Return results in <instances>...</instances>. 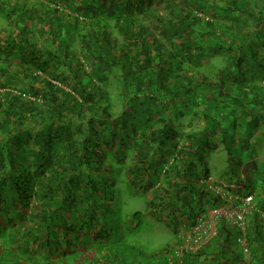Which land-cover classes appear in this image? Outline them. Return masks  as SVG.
I'll use <instances>...</instances> for the list:
<instances>
[{
	"label": "trees",
	"instance_id": "obj_1",
	"mask_svg": "<svg viewBox=\"0 0 264 264\" xmlns=\"http://www.w3.org/2000/svg\"><path fill=\"white\" fill-rule=\"evenodd\" d=\"M21 1L20 8L29 4ZM233 1L213 12L210 0H36L37 23L27 18L12 23L10 33L0 32V264H117L127 255L128 246H99L118 180L109 168L132 136L139 138L138 154L145 153L127 180L149 192V208L160 206L174 172L186 190L192 188L194 162L212 150L209 135H193L164 181L153 183L148 173L155 158L150 152L173 140V132L164 135L171 107L180 116L179 102L206 103L207 95L197 92L217 86L206 75L208 58L233 52L236 84L245 76L238 66L248 59L242 86L250 84L249 92L261 86L264 0ZM238 14L249 25L248 39L230 29ZM241 39L246 42L237 45ZM225 228L221 223L218 230ZM247 239L250 259L264 260L257 219ZM197 256H185L184 263L197 264L190 261Z\"/></svg>",
	"mask_w": 264,
	"mask_h": 264
},
{
	"label": "rangeland",
	"instance_id": "obj_2",
	"mask_svg": "<svg viewBox=\"0 0 264 264\" xmlns=\"http://www.w3.org/2000/svg\"><path fill=\"white\" fill-rule=\"evenodd\" d=\"M34 1L30 2L34 4L33 6L30 5V3H26L22 5V8H20L22 2L21 0H0V7L2 6V11L0 12V32L10 33L12 23L20 22V20H23L24 22L27 18H29L31 24L37 23L34 22V17L36 16L35 12L38 7H40V5L36 4ZM6 2H11V5L9 6ZM3 12L6 14L4 15ZM17 14L19 17H17ZM30 27L34 30L32 26ZM215 59V61L220 63V59ZM223 62H225L226 65V57ZM208 69L211 68H207L206 71H211ZM249 85L250 84H246L242 86L243 91L244 88L246 89L245 91H248L250 88ZM255 86L256 94L264 95V87H260L258 85ZM247 96H249L247 101H250L254 95L250 94L248 91ZM206 105L204 106L207 107ZM209 105L208 109L210 110L213 104L210 103ZM200 106V113H197L198 115H194V113H188L185 115L183 114L182 118L179 119V121H182V123L186 122L192 126L190 129H186L188 132L187 135H190V133H195V135L200 136H204V134L206 136L209 135V138L211 141H213L212 144L214 145L216 141V137L214 138L213 135L214 129L217 131L216 136L220 135L221 138L223 136L224 138H228L229 135H232L231 132L234 133V131L230 130V123L228 119L222 118L220 113L213 110L209 111L205 109L207 112H204V106ZM175 109L176 107H171V112H169L171 115L170 118H168L169 127L165 133L163 131L164 135H168V133L171 134L173 132V140H170V137L166 138L163 145L160 147L155 145L154 150L150 152V155L155 156V158L149 162L150 168L147 169L148 173L151 172L152 174L151 179H153V183H156L158 178L159 181L165 180V178L161 180V177H166V175H163L166 169H175V166L172 164L169 165V163L174 161L179 150L182 151V144L184 143L185 138L180 137L182 139L180 142L179 132H183V129L181 130L179 124L177 123L178 115L175 113ZM196 109H198L197 106ZM201 110L203 111L201 112ZM208 113L210 116L207 115ZM204 116L208 117L207 120ZM215 120L216 123L214 122ZM157 129L158 128L155 127L153 130L156 131ZM219 131H222L223 133L220 134ZM138 139L139 138L132 136L129 141L127 140L126 144L130 146L127 148L126 153L118 156V158L112 162V167L109 168V173L117 177L118 180L112 185L115 201L109 205L108 215L106 214L103 217L105 226L101 232V244L99 248L103 250V246L105 245L106 248H117V250H114L118 251L124 247V250L126 251L127 246H132L131 249L134 252L124 255L117 262V264H157L158 262H161L163 259H165L167 255L166 253H168L167 250L174 241L173 230H175L176 226L178 225L176 222L178 220L177 216H180L182 219H184V217L188 216V214L193 211L194 206L195 211L193 212H199L201 205L204 204V199L201 195V188L196 186L194 182L195 179L204 177L206 169H208L210 176H212L214 179L226 180L227 174H229L230 178H232L230 168L228 167L229 158H232V163L236 164V154L239 153V157H243L241 149L239 148L235 138L233 140L234 143L230 145L231 147H229V152L227 150L225 151L224 148H226V146L222 145H216L212 150H209L208 147V149L203 151L204 154H201L199 159L194 162L195 166L193 170L196 171V174L194 176L195 178H193L192 188L191 185L189 187L193 194H191L192 197H190V203H186V205L190 204V207L186 208L181 203H176L174 197L170 200L171 204L169 206V215V212H166L161 206H158L156 209H154L155 211L158 210L157 214H154L152 212L155 211L149 208L147 204L149 192L143 190L142 185L138 181L135 183V187H133L132 180H127L126 173L129 171L130 175H132V165L138 163L140 160H137V156H142L145 153L142 152V154H138L137 148L139 146L136 144ZM175 141H177L178 144L175 145ZM133 154L135 155L134 157L132 156ZM241 161L243 162L245 160ZM181 162H184V160L182 159ZM119 170H121L120 174L117 175ZM238 170L239 168L235 166V171L237 172ZM102 171L107 173V167L104 166ZM181 178L182 177H180L179 180ZM182 195H184V192H181V196ZM181 196H179V198ZM173 209L174 212L171 213ZM106 235L107 239H105ZM239 248L240 247L237 245V249Z\"/></svg>",
	"mask_w": 264,
	"mask_h": 264
},
{
	"label": "crops",
	"instance_id": "obj_3",
	"mask_svg": "<svg viewBox=\"0 0 264 264\" xmlns=\"http://www.w3.org/2000/svg\"><path fill=\"white\" fill-rule=\"evenodd\" d=\"M32 0H29V3ZM210 2L214 5V9L212 10L215 12L218 10V5H226L227 8L231 7L233 0H210ZM248 0H243L239 4L247 5ZM30 5H34L33 3H30ZM35 14H38V9L36 10ZM241 15L238 14V23L236 25V28L232 27L230 28L231 31H236L237 33H241L242 31L243 35L239 34L238 36L242 39H248V35L245 34L249 31V25L245 23V17H240ZM231 16L228 14V18L226 20V24L229 25V22L231 23ZM233 22V21H232ZM245 23V25H244ZM231 25V24H230ZM251 29V28H250ZM260 29H264L263 26L260 25ZM264 31V30H263ZM241 39L240 42L237 43V45L243 44L246 41H243ZM224 43H227L226 47L229 49L231 48V43L229 41H224ZM223 43V44H224ZM234 45L233 47H235ZM259 52L260 55L264 58V50L260 49ZM232 53L230 50L224 51L221 54L215 55L211 58H208L205 61L206 69L211 68L207 71L206 75L209 79L212 80V83H217V86H211V88L207 92H197L196 97H203V94L206 96V103L202 101L203 98L196 99L195 102H189V105L187 103L183 104L182 102L178 103V113L180 116L179 119L182 118V115L188 114V113H194V115H198L197 113H200L199 107L200 105H206L204 106V111L209 110L208 105L210 103L213 104L212 108L209 110H213L215 112H218L221 114V117L225 115L228 119L230 125L233 127L235 123V130L232 135H229L228 138H224V136L221 138V136H216L214 133V138L216 137L215 144L213 145L211 142L212 149L216 145H222L225 146V144L228 143V146L234 143V138L236 142L238 143L239 148L241 149V152L243 154V157H239V153L236 154V164H233L232 158H229L228 160V167L230 168V173L232 175V178H230L229 174H227L226 180H217L212 178L220 183H224L230 186H242L241 189H237L240 193H247L251 192L254 195V207L252 210H250L246 214V224H247V230L250 231L253 228L254 220L257 219V221L260 223L261 227L264 230V95L256 94V88L250 91V94L254 95L253 98H251L250 101H247V91H243L242 87V79L246 76V71L249 70V61L248 59L240 63L238 66V69L242 72H244V77L242 74V79L236 78L239 83H233L234 77H235V63L236 61L232 57ZM227 58V63L225 65V62L223 60ZM218 58L220 59V63L215 61ZM233 62V63H232ZM228 64L232 66H227ZM209 65V66H207ZM228 70V71H227ZM226 71V72H225ZM241 74V73H240ZM246 78V77H245ZM241 83V84H240ZM245 83V82H243ZM263 86V85H261ZM260 86V87H261ZM264 87V86H263ZM262 87V88H263ZM264 89V88H263ZM240 92V93H239ZM211 94V96H209ZM191 100V99H190ZM186 102V101H185ZM189 106V107H188ZM196 106L198 109H196ZM210 106V105H209ZM201 110V112L203 111ZM199 111V112H198ZM207 112V111H205ZM182 113V114H181ZM210 116V114H207ZM205 117V116H204ZM206 119V118H205ZM207 120V119H206ZM179 124V127L181 130L183 129V132H179V140L181 142V138H185L184 143L182 144L183 148H189L191 144L193 143L192 137L195 133H190V135H187L186 129H190L192 127L188 123H182V121H177ZM216 123V121H215ZM230 126V130H231ZM225 130V129H224ZM232 131V130H231ZM197 133V132H196ZM223 132L220 131V134ZM217 134V133H216ZM236 136V137H235ZM181 137V138H180ZM231 147V146H229ZM229 147L224 148V150L229 152ZM258 150V151H257ZM235 159V160H236ZM245 160V161H241ZM181 168L183 164L179 165ZM235 166L239 168V170L235 171ZM179 168V169H181ZM178 170V169H177ZM173 173V172H172ZM205 173L210 176L208 169L205 170ZM173 176H171L172 182L170 185H167L168 194L164 196V201L160 203V206L167 212H169V206L171 204V198L175 197V202L178 204H182L184 207L186 206V203H190V197H192L190 193L191 189L186 190L184 187V178L182 177V180H179V174L173 173ZM205 175V174H204ZM224 176V175H223ZM183 182V183H182ZM186 183H189L188 180H185ZM193 182V181H192ZM182 183V184H181ZM180 184V185H179ZM185 189V190H184ZM234 190V189H233ZM235 191V190H234ZM181 192H187L188 197L185 199V196H181ZM192 192V191H191ZM179 196H181L179 198ZM190 205V204H189ZM174 212V209L171 211V213ZM170 212L168 213V215ZM178 220L176 221L177 224L182 222V219L180 216H177ZM225 225V224H224ZM177 227V226H176ZM226 230L219 231L218 237L212 241L211 245L207 248H205L203 251L200 252V256L193 257L190 259V261L196 262L197 264H264V260L261 261L258 260V256L254 255L252 256V260L250 258H246L244 254L238 253L237 244L239 245V233L235 228H231L225 225ZM174 229V228H173ZM175 235V230H173ZM227 240V241H226ZM226 241V245H225ZM222 245H225L224 249L226 251L221 250ZM130 253H134L131 249L132 246H128ZM236 247V248H235ZM225 252V253H223ZM236 253V254H235ZM234 255L236 258H234ZM135 257V254H134ZM137 264V263H136Z\"/></svg>",
	"mask_w": 264,
	"mask_h": 264
},
{
	"label": "built area",
	"instance_id": "obj_4",
	"mask_svg": "<svg viewBox=\"0 0 264 264\" xmlns=\"http://www.w3.org/2000/svg\"><path fill=\"white\" fill-rule=\"evenodd\" d=\"M261 85L264 86V79ZM194 182L201 188L204 204L201 205L199 212H193L194 206L185 220H181L182 222L177 225L174 241L167 250L164 264H185V256L203 251L218 237L221 223L238 231L239 247L245 257L250 258L245 219L246 214L254 207V195L251 192L240 193L237 189H241L242 186L233 187L220 183L209 175L197 178ZM185 207L189 208L190 205Z\"/></svg>",
	"mask_w": 264,
	"mask_h": 264
}]
</instances>
